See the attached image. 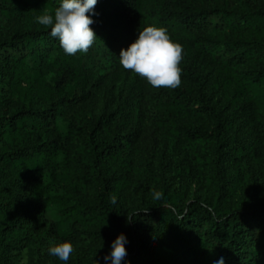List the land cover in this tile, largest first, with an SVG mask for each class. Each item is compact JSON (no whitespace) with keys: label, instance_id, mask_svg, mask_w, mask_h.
I'll list each match as a JSON object with an SVG mask.
<instances>
[{"label":"trees","instance_id":"1","mask_svg":"<svg viewBox=\"0 0 264 264\" xmlns=\"http://www.w3.org/2000/svg\"><path fill=\"white\" fill-rule=\"evenodd\" d=\"M41 2L53 12L61 0H0V264H17L23 250L29 264H106L121 233L122 264H215L220 257L264 264V139L242 137L238 121L249 102L264 131V0H97L89 26L95 43L74 55L36 22ZM149 25L190 39L197 50L181 61L179 89L137 94V127L129 132L125 101L88 112L84 85L91 70L102 84L119 67L120 50ZM206 63L235 80L222 107L208 101L218 82H208ZM144 123L181 153L176 174L206 195L195 191L184 201L188 185H181L151 203V177H138L139 206L111 202L110 191L130 179L131 136ZM153 157L143 162L148 172ZM65 240L76 245L67 262L48 252Z\"/></svg>","mask_w":264,"mask_h":264},{"label":"rangeland","instance_id":"2","mask_svg":"<svg viewBox=\"0 0 264 264\" xmlns=\"http://www.w3.org/2000/svg\"><path fill=\"white\" fill-rule=\"evenodd\" d=\"M27 1L33 2L34 0ZM224 1L225 0H210L211 3H221ZM232 1L239 6L241 0ZM154 3H156V1ZM154 3L150 2L148 6H155ZM39 6L43 12L45 10L52 12L53 10L52 6L45 2L39 3ZM16 26H18V24H16ZM202 33L206 32L202 31ZM228 37H231V35L228 34ZM170 39L182 45V60L194 59L197 48L196 45L192 44L190 39L182 37H170ZM202 71L207 77L208 82H218L217 86L207 93L208 101L216 104L218 107L224 106L227 101V95L232 92L235 86L233 76H231L230 73L220 71L217 65L212 63L203 64ZM146 87H151L156 90L146 79L140 78L138 74L133 73L130 69H123L121 65H119L116 70L107 73L104 76L102 84H99L97 76H95L91 70L89 80L84 85V92L86 93L84 106L88 109V112L92 111L101 114L103 111H112L116 109L119 103L125 101L126 107L124 115L126 123L123 130L132 132L137 127L134 119L135 114L133 112L135 108L134 101L137 99V94L143 93ZM238 121L241 124L242 137L245 139L249 137L264 139V131L255 118L251 103L245 102L242 105L241 111L238 114ZM149 122L150 120H148V124ZM148 124L144 123L143 130L138 134L133 132L131 136L134 138L133 144L135 146V153L130 179L121 190L117 188L116 191H110V194L116 197L118 203H123L128 209L131 208L132 204L139 206L142 200V194L138 184V177H141L144 182L151 177L150 189L147 197L148 201L151 203L159 201L153 199V191L162 192L163 196L161 199H163L167 193L180 189L181 185H188V192L184 201L189 200L195 191L201 192L203 196L206 195L208 193L206 188L198 189L196 182L181 179V177L176 174L174 166L177 158L181 156V153L170 145L166 146L165 143L167 138L158 133L153 126ZM61 127L63 132H65L66 126L62 123ZM150 152H154V157L151 162L152 171L148 172L145 170L143 162ZM254 170L255 168H253V171ZM246 183H248V181ZM58 191L62 192L64 189L59 187ZM242 191V189H239L238 194H241ZM262 191L264 199V185ZM47 214L53 218L57 217V211L53 208V204H49ZM73 245L76 250V245ZM17 264H29L25 250L22 251Z\"/></svg>","mask_w":264,"mask_h":264},{"label":"clouds","instance_id":"3","mask_svg":"<svg viewBox=\"0 0 264 264\" xmlns=\"http://www.w3.org/2000/svg\"><path fill=\"white\" fill-rule=\"evenodd\" d=\"M96 4L97 0H61L53 12L45 10L35 20L45 29H50V36L59 40L65 54H86L97 37L89 27L94 23L92 15L95 14ZM182 52V45L170 39L166 29L149 25L140 29L137 39L127 49L120 50V65L146 79L157 90L179 89ZM162 196V192L153 191L154 200H160ZM110 199L113 204L116 203L115 196ZM127 219L131 221L130 216ZM126 244V235L119 234L111 243V252L104 256L106 264H122L127 256ZM74 251L73 243L67 240L50 243L48 248L50 255L63 262H67ZM215 264H224V258L220 257Z\"/></svg>","mask_w":264,"mask_h":264}]
</instances>
